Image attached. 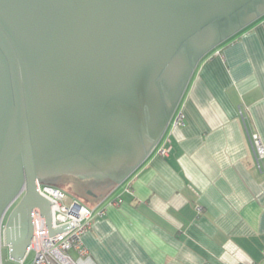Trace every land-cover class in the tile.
Listing matches in <instances>:
<instances>
[{
    "label": "water",
    "instance_id": "1",
    "mask_svg": "<svg viewBox=\"0 0 264 264\" xmlns=\"http://www.w3.org/2000/svg\"><path fill=\"white\" fill-rule=\"evenodd\" d=\"M263 15L264 0H0V262L1 236L24 259L35 207L49 236L70 228L38 183L111 181L76 188L90 198L123 183L199 62Z\"/></svg>",
    "mask_w": 264,
    "mask_h": 264
},
{
    "label": "crops",
    "instance_id": "2",
    "mask_svg": "<svg viewBox=\"0 0 264 264\" xmlns=\"http://www.w3.org/2000/svg\"><path fill=\"white\" fill-rule=\"evenodd\" d=\"M176 114L167 155L154 150L125 184L87 198L89 254L96 264H262L264 170L248 132L264 145V15L199 62Z\"/></svg>",
    "mask_w": 264,
    "mask_h": 264
},
{
    "label": "built area",
    "instance_id": "3",
    "mask_svg": "<svg viewBox=\"0 0 264 264\" xmlns=\"http://www.w3.org/2000/svg\"><path fill=\"white\" fill-rule=\"evenodd\" d=\"M180 116L174 115L171 122L178 124ZM248 139L254 153L255 164L258 169L264 170V145L257 133L248 132ZM167 136H163L155 148L158 154L167 155L170 147L166 145ZM39 193L48 199L51 204L52 228L69 223L70 228L49 236L45 216H40V208L32 210V236L27 248V254L33 252L30 264H96L85 247L82 237L90 228L93 218V209L76 200H68L66 193L57 186L38 183ZM22 194V192H21ZM201 210L200 207H197ZM103 210L97 212L102 215ZM2 235V234H1ZM6 246L1 236V247ZM25 257L20 264H24ZM0 264H2L0 262ZM264 264V249L262 251Z\"/></svg>",
    "mask_w": 264,
    "mask_h": 264
},
{
    "label": "rangeland",
    "instance_id": "4",
    "mask_svg": "<svg viewBox=\"0 0 264 264\" xmlns=\"http://www.w3.org/2000/svg\"><path fill=\"white\" fill-rule=\"evenodd\" d=\"M237 34V33H236ZM235 34V35H236ZM224 43V42H223ZM221 43L220 46L223 44ZM214 50V49H213ZM212 50V51H213ZM211 51V52H212ZM177 115V114H176ZM172 126V125H170ZM169 126V127H170ZM166 136V135H165ZM157 151H155L156 153ZM42 184H49V185H52V186H57V187H60L67 195V198L68 200H76L82 204H84L85 206L87 207H92V205L90 204V202L88 201L87 202V198L88 196L83 194V193H80L78 190H76V187H75V180L73 179H69V180H66L65 182H61V181H58L56 183H44V182H40ZM126 183V181L124 182V184ZM77 185V184H76ZM124 186V185H123ZM124 189V187H121L119 191H122ZM118 193V191H117ZM111 199V198H110ZM109 198L103 203V205L107 204L110 200ZM14 206V205H13ZM12 206V207H13ZM11 208L8 210V212L6 213V216L8 215V213L10 212ZM33 252H29L27 254V256L25 257V261H24V264H30L33 260ZM1 263L2 264H20L18 261H15L13 259H11L9 257V253H8V248L6 246H2L1 247Z\"/></svg>",
    "mask_w": 264,
    "mask_h": 264
},
{
    "label": "flooded vegetation",
    "instance_id": "5",
    "mask_svg": "<svg viewBox=\"0 0 264 264\" xmlns=\"http://www.w3.org/2000/svg\"><path fill=\"white\" fill-rule=\"evenodd\" d=\"M168 127H169V125H168ZM168 127H167V130H168ZM167 130H166V132H167ZM166 132H165V134H166ZM159 144V143H158ZM158 146V145H157ZM156 146V147H157ZM155 147V148H156ZM155 150V149H154ZM153 150V151H154ZM65 177H71L73 180H75V187L76 188H79V190L81 189H85V184L84 183H91V185L89 186V188H87L88 187V185L86 186V192L87 193H91L92 192V190L90 189V187L93 185V184H95V185H97V184H107L108 183V181H99V180H95V179H80V178H78V177H75V176H70V175H64ZM79 183V184H78ZM77 184V185H76ZM18 201V199L16 200V202ZM16 202H14L11 206H10V208L12 209V206L13 205H15V203ZM9 208V209H10ZM8 209V210H9ZM8 212V211H7Z\"/></svg>",
    "mask_w": 264,
    "mask_h": 264
},
{
    "label": "trees",
    "instance_id": "6",
    "mask_svg": "<svg viewBox=\"0 0 264 264\" xmlns=\"http://www.w3.org/2000/svg\"><path fill=\"white\" fill-rule=\"evenodd\" d=\"M164 135H166V134H164ZM156 151V150H155ZM111 181H108V183H110ZM112 184H114L113 182H112Z\"/></svg>",
    "mask_w": 264,
    "mask_h": 264
}]
</instances>
